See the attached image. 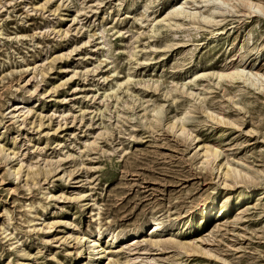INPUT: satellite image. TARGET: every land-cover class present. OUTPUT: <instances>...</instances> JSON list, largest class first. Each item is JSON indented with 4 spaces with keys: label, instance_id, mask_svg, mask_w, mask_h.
<instances>
[{
    "label": "rangeland",
    "instance_id": "obj_1",
    "mask_svg": "<svg viewBox=\"0 0 264 264\" xmlns=\"http://www.w3.org/2000/svg\"><path fill=\"white\" fill-rule=\"evenodd\" d=\"M0 264H264V0H0Z\"/></svg>",
    "mask_w": 264,
    "mask_h": 264
},
{
    "label": "bare ground",
    "instance_id": "obj_2",
    "mask_svg": "<svg viewBox=\"0 0 264 264\" xmlns=\"http://www.w3.org/2000/svg\"><path fill=\"white\" fill-rule=\"evenodd\" d=\"M158 226V223L157 224H154V227L156 228ZM99 250V249H98Z\"/></svg>",
    "mask_w": 264,
    "mask_h": 264
}]
</instances>
